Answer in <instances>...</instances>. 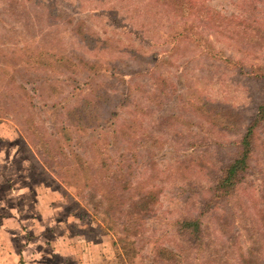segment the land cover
I'll list each match as a JSON object with an SVG mask.
<instances>
[{
	"label": "rangeland",
	"instance_id": "obj_1",
	"mask_svg": "<svg viewBox=\"0 0 264 264\" xmlns=\"http://www.w3.org/2000/svg\"><path fill=\"white\" fill-rule=\"evenodd\" d=\"M191 1L183 18L0 0V264H120L125 230L150 264L194 246L188 219L201 249L184 264H264V122L241 180L215 190L264 102V0ZM196 16L199 41H170Z\"/></svg>",
	"mask_w": 264,
	"mask_h": 264
},
{
	"label": "trees",
	"instance_id": "obj_2",
	"mask_svg": "<svg viewBox=\"0 0 264 264\" xmlns=\"http://www.w3.org/2000/svg\"><path fill=\"white\" fill-rule=\"evenodd\" d=\"M158 4L167 7L172 13L178 15L179 17L187 18L191 14V9L193 3L188 2L189 0H154ZM59 13H66L64 10L59 9ZM52 13V12H51ZM199 16H196L193 21V25L188 26L185 19L182 20L170 33V41L178 39L190 38L195 41H199L197 37V27L199 26L198 21ZM205 49V47H204ZM206 50V49H205ZM260 68V67H259ZM257 69V71L259 70ZM264 70V69H263ZM258 78H264V71L258 73ZM264 122V102L259 104L256 109V114L249 122L246 132L242 136L235 156L230 160V162L225 166L222 174L218 177V181L215 185V190L218 193L228 194L229 189H232V186L237 184L241 180V177L244 175L247 168L250 167L251 153L253 152V136L256 134L257 126ZM184 228L187 229L189 237L192 239L193 245L188 243V248H183L182 251L179 248L174 246L170 249L167 247H161L159 245L154 246L151 253L152 258L150 264H184V260H188V253H193V261H199L198 253L201 249V244L197 245L195 242H200V233L202 232L201 223L198 219H188L185 220ZM117 236L113 241V246L116 249L117 258L120 261V264H132L134 263V257L137 256L138 250L140 251L143 247L136 244L135 240H130L131 233L126 231L123 234L119 235V232H116ZM115 234V233H114ZM191 246V247H190ZM192 264V263H191Z\"/></svg>",
	"mask_w": 264,
	"mask_h": 264
}]
</instances>
